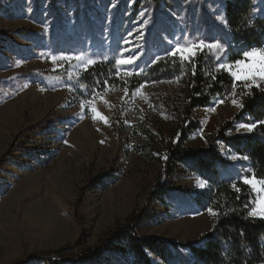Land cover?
<instances>
[{"label":"rangeland","instance_id":"obj_1","mask_svg":"<svg viewBox=\"0 0 264 264\" xmlns=\"http://www.w3.org/2000/svg\"><path fill=\"white\" fill-rule=\"evenodd\" d=\"M255 5L264 13V0ZM225 30L223 0H0V264L76 242L71 251L92 248L136 206L147 210L137 227L142 237L186 243L211 229L213 211L196 210L193 201L206 184L181 168L162 201L150 199L161 168L158 134L168 128L164 99L178 91V79L89 96L78 79L102 60L130 75L166 55L187 59L203 50L243 76L261 56L244 52L241 64L232 61ZM177 47L192 51L173 55ZM238 109L234 98L196 108L200 127L186 145H205V135ZM251 128L236 122L228 134ZM221 152L237 168L245 160ZM253 183L250 214L261 216L264 179Z\"/></svg>","mask_w":264,"mask_h":264},{"label":"trees","instance_id":"obj_2","mask_svg":"<svg viewBox=\"0 0 264 264\" xmlns=\"http://www.w3.org/2000/svg\"><path fill=\"white\" fill-rule=\"evenodd\" d=\"M255 9V0H223L224 37L232 61L249 50H264V13ZM164 79H178L179 89L164 99L168 128L166 134L158 132L163 140L161 168L150 199L162 201L165 183L181 168L184 176H196L206 184L193 201L196 210L213 211L211 229L186 243L142 237L137 227L148 217L147 210L136 206L92 248L71 251L80 247L76 242L30 253L13 264H89L106 258L116 264H264V211L261 216L250 214L254 195L242 182L245 176L264 179V83L235 81L203 50L187 59L166 55L130 75H121L114 60L98 61L81 73L78 85L87 96L107 87L125 88L131 94L145 82ZM229 98L239 103L232 119L207 133L205 145L187 146L190 134L200 127L196 108ZM236 122L252 128L229 135ZM221 147L245 160L237 168L222 155ZM117 247L123 250L121 258Z\"/></svg>","mask_w":264,"mask_h":264},{"label":"snow or ice","instance_id":"obj_3","mask_svg":"<svg viewBox=\"0 0 264 264\" xmlns=\"http://www.w3.org/2000/svg\"><path fill=\"white\" fill-rule=\"evenodd\" d=\"M191 51H192V49H182V48L177 47L176 49L173 50L172 54L176 55L177 52L183 54L185 52H191ZM244 55H245L246 58H255L257 56H261V62L248 64V66H247L248 67V71L245 74H243V76L240 73H237V72H233L232 76L236 80H240V79L243 78L245 80L253 81V83H254L255 77L257 75H259L261 77H264V55L259 53L258 50L257 51L246 52ZM236 63L237 64H241L242 62L241 61H237ZM249 127L251 128L252 126L249 125ZM254 180H255L254 177L251 178V179L245 177L242 182L245 183V184H252L253 187H255V184L253 183ZM257 203H258V205L261 208H264V196H261V198L257 201ZM209 211H211V209Z\"/></svg>","mask_w":264,"mask_h":264}]
</instances>
